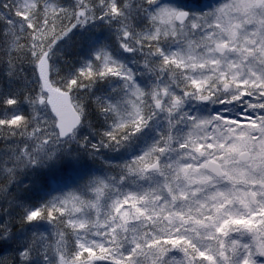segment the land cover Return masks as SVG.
I'll use <instances>...</instances> for the list:
<instances>
[{"label":"snow or ice","instance_id":"6c2138e0","mask_svg":"<svg viewBox=\"0 0 264 264\" xmlns=\"http://www.w3.org/2000/svg\"><path fill=\"white\" fill-rule=\"evenodd\" d=\"M0 264H264V0H0Z\"/></svg>","mask_w":264,"mask_h":264}]
</instances>
